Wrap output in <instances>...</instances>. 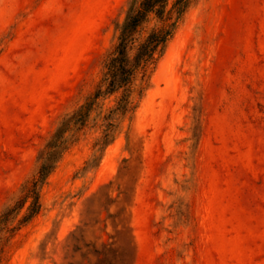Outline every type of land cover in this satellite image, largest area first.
Masks as SVG:
<instances>
[{
  "label": "rangeland",
  "instance_id": "374dc122",
  "mask_svg": "<svg viewBox=\"0 0 264 264\" xmlns=\"http://www.w3.org/2000/svg\"><path fill=\"white\" fill-rule=\"evenodd\" d=\"M131 1L0 0V211L91 100ZM116 97L65 133L1 264H264V0H187L101 147Z\"/></svg>",
  "mask_w": 264,
  "mask_h": 264
},
{
  "label": "trees",
  "instance_id": "16d2710c",
  "mask_svg": "<svg viewBox=\"0 0 264 264\" xmlns=\"http://www.w3.org/2000/svg\"><path fill=\"white\" fill-rule=\"evenodd\" d=\"M186 5L187 0H175L169 8L168 0L131 1L116 41L105 55L102 76L91 100L61 118L41 152L35 174L21 186L17 197L0 211V264L6 259L10 240L41 209L40 188L67 142L65 133L73 126L79 131L85 125L95 99L116 94L114 106L109 110L110 121L98 145L102 147L110 140L116 126L113 116L123 117L134 112Z\"/></svg>",
  "mask_w": 264,
  "mask_h": 264
}]
</instances>
